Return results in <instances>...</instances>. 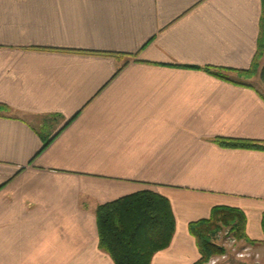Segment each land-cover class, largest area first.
I'll return each mask as SVG.
<instances>
[{"label":"crops","instance_id":"0c3cea01","mask_svg":"<svg viewBox=\"0 0 264 264\" xmlns=\"http://www.w3.org/2000/svg\"><path fill=\"white\" fill-rule=\"evenodd\" d=\"M262 12V0H0V264H115L96 209L143 190L176 218L152 264H196L189 225L222 205L244 211L257 243L205 264H264V150L220 142L264 143V85L242 80L264 68L263 48L242 72Z\"/></svg>","mask_w":264,"mask_h":264},{"label":"trees","instance_id":"16d2710c","mask_svg":"<svg viewBox=\"0 0 264 264\" xmlns=\"http://www.w3.org/2000/svg\"><path fill=\"white\" fill-rule=\"evenodd\" d=\"M261 17V35L258 53L249 70L254 74L264 48V0ZM223 77L222 71H210ZM264 83V68L260 72ZM6 109L0 105V110ZM73 120V119H71ZM69 121L67 125L70 123ZM66 125V126H67ZM52 140L44 143L46 148ZM222 144L264 150V143L248 140H222ZM42 149V150H43ZM99 246L115 264H152L155 254L168 248L176 231V218L172 204L166 196L154 190H143L101 204L96 209ZM247 216L242 209L215 206L211 215L189 225L196 238L201 258L196 264L208 263L213 257L226 254L227 248L218 242V236L228 231L237 240L256 244L246 234Z\"/></svg>","mask_w":264,"mask_h":264},{"label":"rangeland","instance_id":"374dc122","mask_svg":"<svg viewBox=\"0 0 264 264\" xmlns=\"http://www.w3.org/2000/svg\"><path fill=\"white\" fill-rule=\"evenodd\" d=\"M261 66L264 67V58H263V60L261 62ZM239 79H241V78H239ZM256 79L257 80H251V81H249L247 78H244V77L242 78V80H244V81L251 82V83L257 84L259 86L262 85V84L264 85V83L262 82L261 76H257ZM260 82L262 84H260ZM227 232L228 231H224V232H222V233L219 234V236H218V242L220 244L224 245L225 247L227 246L228 249H229V251H230V253L234 254L238 259H244L243 257L248 256L247 253H244V249L241 247L240 242L238 244L237 240H236V242H232L229 239L230 236L233 239H234V237L231 234L227 233ZM243 253H244V255H243ZM221 257L224 258V255H221Z\"/></svg>","mask_w":264,"mask_h":264},{"label":"built area","instance_id":"2783aa9c","mask_svg":"<svg viewBox=\"0 0 264 264\" xmlns=\"http://www.w3.org/2000/svg\"><path fill=\"white\" fill-rule=\"evenodd\" d=\"M228 233V232H227ZM232 242H236V238H232L231 236H230V238H229ZM245 251V250H244ZM242 254V253H241ZM243 255H244V253H243Z\"/></svg>","mask_w":264,"mask_h":264}]
</instances>
